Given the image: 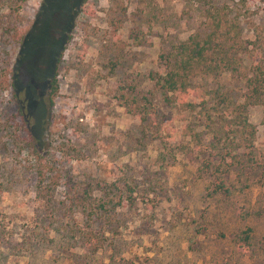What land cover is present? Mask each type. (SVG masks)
Masks as SVG:
<instances>
[{
    "label": "rangeland",
    "instance_id": "374dc122",
    "mask_svg": "<svg viewBox=\"0 0 264 264\" xmlns=\"http://www.w3.org/2000/svg\"><path fill=\"white\" fill-rule=\"evenodd\" d=\"M81 1L0 0V264H264L263 106L245 111L255 126L251 166L243 178L226 179L248 186L211 193L214 178L202 164L212 132L199 107L167 109L153 79L159 54L210 21L201 1L87 0L80 9ZM210 6L222 23L239 25L248 48L235 46L238 71L195 78L196 92L211 105L208 91L219 87L242 103L251 43L264 35V0ZM38 17H50L60 34L46 60L51 70L45 80L39 74V107L9 84V66ZM31 37L20 66L27 83L46 53L43 31L34 28ZM20 107L40 159L24 156V134L12 126ZM79 195L104 199L106 210L87 219Z\"/></svg>",
    "mask_w": 264,
    "mask_h": 264
},
{
    "label": "trees",
    "instance_id": "16d2710c",
    "mask_svg": "<svg viewBox=\"0 0 264 264\" xmlns=\"http://www.w3.org/2000/svg\"><path fill=\"white\" fill-rule=\"evenodd\" d=\"M86 1H81L80 9ZM199 2L210 21L205 22L203 30L191 33L186 39L170 45L166 51L159 54L157 68L159 70L153 79L161 95L160 102L167 109H172L173 112L183 110L193 114L199 107L197 112L203 118V127L212 132V139L205 147L208 153L202 164V167L204 166L203 168L210 172L214 178L211 183V193L230 194L237 188L243 189L248 186L246 182L235 185L226 181L232 173L240 174L242 175L240 178H243L248 166H251L249 162L253 153L255 126L249 122L245 114L247 107L261 104L264 122V35L258 34L251 43L255 52V61L250 69L251 75L245 81L246 89L241 94L244 101L242 103L234 101L228 90L215 87L208 91L213 99L212 104L209 105L207 99L196 92L194 79L208 76L217 78L223 73L238 71L241 58L239 52H236L235 46L248 47L241 37L239 25L229 26L222 23L218 9H212L210 6L212 0H199ZM60 57L61 55L56 59L55 70L49 80L50 98L58 90L56 67ZM194 92L195 95L191 97ZM197 98H200L199 102L195 101ZM27 100L29 99L27 98ZM229 108L233 115L228 119L223 117L222 111ZM14 118H17V121L14 120L12 126L23 132L25 137L24 156L40 159L41 154L29 131L24 110L21 107L16 110ZM245 149L248 150L245 151ZM36 173L40 178L38 181L43 183L44 177H42L41 171L36 169ZM41 186L42 184L38 185L39 189ZM90 189L91 186H86L84 193L87 194ZM77 204L82 207V212L87 215V219H93L94 214H98L100 210H106L104 199H100V202L96 203L86 195H79ZM250 233V226H245L242 229L241 241L243 244L248 243ZM89 237H93L92 232L87 238Z\"/></svg>",
    "mask_w": 264,
    "mask_h": 264
},
{
    "label": "flooded vegetation",
    "instance_id": "af4514ba",
    "mask_svg": "<svg viewBox=\"0 0 264 264\" xmlns=\"http://www.w3.org/2000/svg\"><path fill=\"white\" fill-rule=\"evenodd\" d=\"M51 20L50 17H47V19L42 18L40 19L38 17V21H35L29 31L28 34L26 35V37L23 38L21 45L19 46V52L18 55L15 59V65L14 66H9L10 67V77H13V80H11V86L16 87L18 93L19 92H23L24 93V101L27 102V104L29 105H34L37 101V107H39L40 105V100H39V90L38 87L40 85L39 83V74H43L42 76H44L46 74L47 71L51 70V65L49 66V63L47 62L48 59H50L52 61V54L55 52V46L57 43V40L60 39V34L59 33H53L51 31V25H49V21ZM34 28H39L41 31H43L44 34V38L46 39L45 44H46V49H45V60H43V58L39 61H37L35 63V67H36V74H35V78L32 80V82H26L24 80H20V76H21V67L23 62L26 59L28 50L31 49L32 47V43H33V38L31 37V32ZM47 60V61H46ZM52 63V62H51ZM44 80H45V76H44ZM36 91V92H35ZM27 98L29 100H27ZM32 100L34 103H32ZM40 109V108H39Z\"/></svg>",
    "mask_w": 264,
    "mask_h": 264
}]
</instances>
